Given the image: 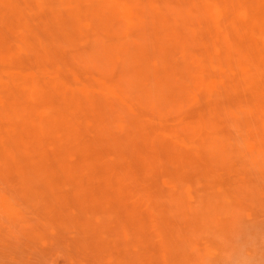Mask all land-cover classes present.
<instances>
[{
  "label": "rangeland",
  "instance_id": "obj_1",
  "mask_svg": "<svg viewBox=\"0 0 264 264\" xmlns=\"http://www.w3.org/2000/svg\"><path fill=\"white\" fill-rule=\"evenodd\" d=\"M0 264H264V0H0Z\"/></svg>",
  "mask_w": 264,
  "mask_h": 264
},
{
  "label": "bare ground",
  "instance_id": "obj_2",
  "mask_svg": "<svg viewBox=\"0 0 264 264\" xmlns=\"http://www.w3.org/2000/svg\"><path fill=\"white\" fill-rule=\"evenodd\" d=\"M71 7H72V6H71ZM88 10H89V9H88ZM124 10H125V9H124ZM212 13L215 14V13H216V10L213 9V10H212ZM125 14H126V13H125ZM238 15H239V14H238ZM239 17H240V16H239ZM116 19H117V18H116ZM84 26H85V24H84ZM84 26H83V27H84ZM101 30H102V29H101ZM176 30H177V29H176ZM209 85H210V84H209ZM70 90H71V89H70Z\"/></svg>",
  "mask_w": 264,
  "mask_h": 264
},
{
  "label": "clouds",
  "instance_id": "obj_3",
  "mask_svg": "<svg viewBox=\"0 0 264 264\" xmlns=\"http://www.w3.org/2000/svg\"><path fill=\"white\" fill-rule=\"evenodd\" d=\"M243 251H244V253L247 255L248 254V252L250 251V249H243Z\"/></svg>",
  "mask_w": 264,
  "mask_h": 264
}]
</instances>
